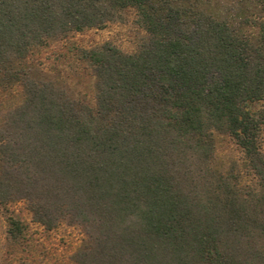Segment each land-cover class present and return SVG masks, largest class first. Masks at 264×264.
I'll return each mask as SVG.
<instances>
[{
    "label": "trees",
    "instance_id": "16d2710c",
    "mask_svg": "<svg viewBox=\"0 0 264 264\" xmlns=\"http://www.w3.org/2000/svg\"><path fill=\"white\" fill-rule=\"evenodd\" d=\"M129 14L134 52L72 44L43 66ZM15 91L0 103L13 263L41 264L22 254L23 203L47 232L80 230L72 264H264V0H0V93ZM222 137L240 164L218 162Z\"/></svg>",
    "mask_w": 264,
    "mask_h": 264
},
{
    "label": "rangeland",
    "instance_id": "374dc122",
    "mask_svg": "<svg viewBox=\"0 0 264 264\" xmlns=\"http://www.w3.org/2000/svg\"><path fill=\"white\" fill-rule=\"evenodd\" d=\"M145 39V32L136 25L134 15L129 14L123 21L110 23L104 29H91L74 35L71 42H63L45 52L42 63L46 68L53 67L58 53L65 51L72 44L81 48H92L110 42L121 50L130 53L134 52ZM71 79L70 84L74 86L77 79ZM13 96L0 93V103L10 102L12 104L20 98L18 91H15ZM262 148L264 151V131ZM217 160L224 166H228L232 161L240 164L242 153L231 140L222 137L218 143ZM9 209L21 217L29 226L25 252L22 254L30 255L41 264H72L70 258L82 240L80 230L63 225L54 231L47 232L31 221V216L23 203L14 204ZM13 262V251L6 239V219L3 210L0 208V264H16Z\"/></svg>",
    "mask_w": 264,
    "mask_h": 264
}]
</instances>
